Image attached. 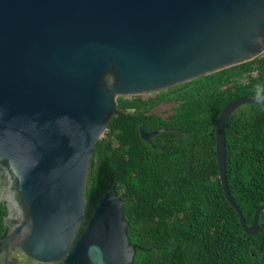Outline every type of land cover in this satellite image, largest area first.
<instances>
[{
	"label": "water",
	"instance_id": "obj_1",
	"mask_svg": "<svg viewBox=\"0 0 264 264\" xmlns=\"http://www.w3.org/2000/svg\"><path fill=\"white\" fill-rule=\"evenodd\" d=\"M264 53V0H0V203L6 213L0 264L10 248L41 264H133L115 185L77 238L98 139L118 97L149 94ZM244 104L230 100L215 125L223 195L245 233L258 230L233 201L225 170V124ZM140 137L150 132L138 126Z\"/></svg>",
	"mask_w": 264,
	"mask_h": 264
},
{
	"label": "trees",
	"instance_id": "obj_2",
	"mask_svg": "<svg viewBox=\"0 0 264 264\" xmlns=\"http://www.w3.org/2000/svg\"><path fill=\"white\" fill-rule=\"evenodd\" d=\"M243 95H264V53L165 90L118 97L91 158L77 238L89 205L114 184L135 249L133 264H264V213L258 230L245 233L223 195L215 153L217 117ZM138 126L145 132L182 131L153 136V148ZM224 136L228 189L250 224L264 204V105L237 108ZM5 213L0 203V238Z\"/></svg>",
	"mask_w": 264,
	"mask_h": 264
},
{
	"label": "rangeland",
	"instance_id": "obj_3",
	"mask_svg": "<svg viewBox=\"0 0 264 264\" xmlns=\"http://www.w3.org/2000/svg\"><path fill=\"white\" fill-rule=\"evenodd\" d=\"M165 106H162L158 109V112H161L162 109H164ZM103 136V135H102ZM101 136V137H102ZM18 256H20V264H41V263H38L36 261H33V260H30V259H27V257H25L23 254H21L18 250H15V251H12L11 252V256H10V259L13 257L17 258Z\"/></svg>",
	"mask_w": 264,
	"mask_h": 264
},
{
	"label": "flooded vegetation",
	"instance_id": "obj_4",
	"mask_svg": "<svg viewBox=\"0 0 264 264\" xmlns=\"http://www.w3.org/2000/svg\"><path fill=\"white\" fill-rule=\"evenodd\" d=\"M90 217V216H89ZM85 219V216H84V218H83V220ZM89 219V218H88ZM88 219H87V221H88ZM83 220H82V222H83ZM87 221H86V223H85V226H84V229H83V231L85 230V228H86V225H87ZM82 224V223H81ZM80 227H81V225H80ZM79 227V228H80ZM82 231V232H83ZM15 250H17V249H15V248H10V253H9V259H10V256H11V252L12 251H15ZM20 252V251H19ZM28 259V258H27ZM10 260H12L13 262H14V264H20L19 262H20V256H18L17 258H11Z\"/></svg>",
	"mask_w": 264,
	"mask_h": 264
}]
</instances>
